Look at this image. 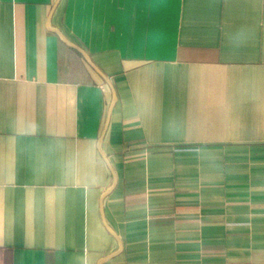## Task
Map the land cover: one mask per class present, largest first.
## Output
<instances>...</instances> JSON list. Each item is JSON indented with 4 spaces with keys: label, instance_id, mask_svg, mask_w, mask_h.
Wrapping results in <instances>:
<instances>
[{
    "label": "crops",
    "instance_id": "0c3cea01",
    "mask_svg": "<svg viewBox=\"0 0 264 264\" xmlns=\"http://www.w3.org/2000/svg\"><path fill=\"white\" fill-rule=\"evenodd\" d=\"M0 264H264V0H0Z\"/></svg>",
    "mask_w": 264,
    "mask_h": 264
}]
</instances>
